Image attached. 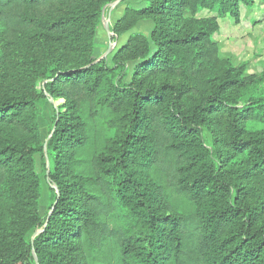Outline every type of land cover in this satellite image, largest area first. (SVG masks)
I'll return each instance as SVG.
<instances>
[{
  "label": "trees",
  "instance_id": "obj_1",
  "mask_svg": "<svg viewBox=\"0 0 264 264\" xmlns=\"http://www.w3.org/2000/svg\"><path fill=\"white\" fill-rule=\"evenodd\" d=\"M117 1L0 0V264H264V130L247 129L264 100L243 101L264 73L220 60L217 20L195 18L255 0H145L113 32L150 20V37L109 64L96 36ZM47 97L64 103L44 144Z\"/></svg>",
  "mask_w": 264,
  "mask_h": 264
},
{
  "label": "rangeland",
  "instance_id": "obj_2",
  "mask_svg": "<svg viewBox=\"0 0 264 264\" xmlns=\"http://www.w3.org/2000/svg\"><path fill=\"white\" fill-rule=\"evenodd\" d=\"M144 6L145 0H119L105 7L96 36L95 56L98 60L105 58L111 64L116 51L132 35L143 34L148 38L150 37L154 28V23L150 20L139 22L132 31L122 36H117L113 32L115 23L123 16L127 8L138 9ZM195 18L197 20L211 18L217 20L219 28L213 34L212 40L218 47L220 60L230 63L235 68H244L243 77L246 79L261 77L264 73V0H255L251 7L241 4L237 19L229 13L220 12L218 7L214 9L199 8ZM256 83V85L248 86L243 90V101L251 100L255 96L264 100V82L256 80ZM42 89L43 84L39 83L38 91L41 92ZM259 91L260 95H257ZM63 103V100L54 101L47 97L38 105V121L44 144L47 143L53 130L55 111ZM247 129L250 132L264 130V123L249 122ZM204 140L209 146L211 139L207 132L204 133ZM35 161L36 171L40 176L42 186L39 215L44 220L50 214L54 200V186L48 178L51 164L48 158L43 160L40 155H36ZM34 237V234H30L29 239L33 240ZM31 264H35V262Z\"/></svg>",
  "mask_w": 264,
  "mask_h": 264
}]
</instances>
